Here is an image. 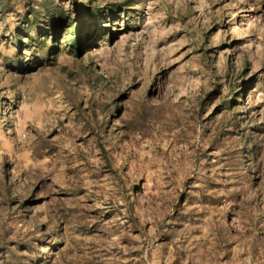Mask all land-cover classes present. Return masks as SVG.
Wrapping results in <instances>:
<instances>
[{
  "label": "rangeland",
  "instance_id": "374dc122",
  "mask_svg": "<svg viewBox=\"0 0 264 264\" xmlns=\"http://www.w3.org/2000/svg\"><path fill=\"white\" fill-rule=\"evenodd\" d=\"M0 264H264V0H0Z\"/></svg>",
  "mask_w": 264,
  "mask_h": 264
},
{
  "label": "trees",
  "instance_id": "16d2710c",
  "mask_svg": "<svg viewBox=\"0 0 264 264\" xmlns=\"http://www.w3.org/2000/svg\"><path fill=\"white\" fill-rule=\"evenodd\" d=\"M92 17L93 19H97V14L96 13H92ZM81 24V28L78 30V32L76 33L75 37L73 38L74 44L76 45L77 48H81L82 46H84V44L87 43V40L89 39V35L87 34V32H85V30H89L91 25L87 24V28L85 29V25Z\"/></svg>",
  "mask_w": 264,
  "mask_h": 264
}]
</instances>
